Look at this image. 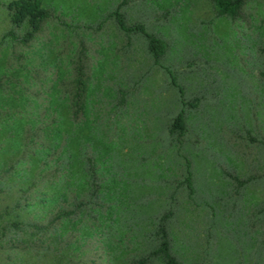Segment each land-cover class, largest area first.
Returning a JSON list of instances; mask_svg holds the SVG:
<instances>
[{"label": "rangeland", "instance_id": "1", "mask_svg": "<svg viewBox=\"0 0 264 264\" xmlns=\"http://www.w3.org/2000/svg\"><path fill=\"white\" fill-rule=\"evenodd\" d=\"M12 1L0 0V264H139L170 204L181 264H264V0L233 18L212 0H38L70 26L48 20L25 44L5 36L27 29L12 25ZM117 7L165 42L161 65L199 101L179 151L177 89L145 38L107 18ZM82 47L90 82L73 119ZM59 210L72 214L58 221Z\"/></svg>", "mask_w": 264, "mask_h": 264}, {"label": "trees", "instance_id": "2", "mask_svg": "<svg viewBox=\"0 0 264 264\" xmlns=\"http://www.w3.org/2000/svg\"><path fill=\"white\" fill-rule=\"evenodd\" d=\"M218 16L235 17L239 13V10L244 4L245 0H212ZM6 9L9 13L10 21L14 27H20L24 24L27 25L26 32L18 36L13 31L8 32L5 36H9L12 41L21 42L23 44L29 42L36 33L41 29L43 23L48 20L56 19L58 23L64 26H70L68 23L62 21L58 16H54L48 9L41 7L38 0H15L6 5ZM107 18H113L118 29L129 34H140L146 40V48L150 54L153 64L163 68L169 76L170 84L177 89L180 109L176 113L168 128V134L174 136L178 143V151L181 148V138L186 134V110L188 108H196L198 106V99L194 101H187L185 99L184 90L182 86L177 83V80L173 72L165 66L161 65V60L166 54L165 42L156 36L148 32L145 26L141 23L128 25L124 19L120 8L117 7L113 11L107 14ZM102 27V23H99L96 28L88 25L86 29L98 31ZM90 82V75L88 70L87 59L85 55V49L81 48L79 55L74 63L73 68V80H72V91L70 97V106L72 109V117L76 119L84 112L85 109V96L88 91ZM124 94L122 93L121 102H124ZM185 162V175L183 183L187 189V195L189 199H192L195 189L193 186V172L191 169V162L185 156L181 155ZM229 178L235 182L237 188L245 186L249 180L240 179L234 175H228ZM96 185L94 179H91V191L89 194L90 199H94L97 194ZM208 206L207 203H204ZM83 203L78 204L77 207L82 206ZM72 214V211L59 210L55 216V220H61L62 218L68 217ZM174 217V208L170 204L169 208L162 213L158 218L156 237L158 245L153 249L146 257L140 260L139 264H145L151 258H160L162 264H181L176 256L172 253L171 242L169 238L168 225Z\"/></svg>", "mask_w": 264, "mask_h": 264}]
</instances>
